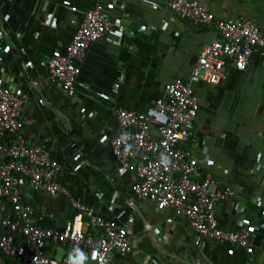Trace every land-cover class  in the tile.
Listing matches in <instances>:
<instances>
[{
    "label": "crops",
    "instance_id": "crops-1",
    "mask_svg": "<svg viewBox=\"0 0 264 264\" xmlns=\"http://www.w3.org/2000/svg\"><path fill=\"white\" fill-rule=\"evenodd\" d=\"M156 1L161 9H151L147 0H0V74L12 76L27 94L23 132L31 144L42 145L62 164L59 181L69 191L51 194L26 182L22 194L44 212L43 223L51 227L63 226L78 213L71 197L105 219L122 223L133 215L128 228L132 251L113 253L120 264H264L260 56L243 71L228 66L227 78L219 84L196 76L193 88L199 110L191 139L182 144L199 159L202 175H214L236 188L234 198L218 203L216 215L225 229L247 226L253 239L249 247L200 240L186 216L161 207L153 197L138 199L133 173L112 154L111 139L119 131L116 110L145 111L164 94L167 82L191 79L203 46L218 36L213 27L174 16L168 0ZM98 2L113 4L109 15L114 26L79 61L77 94L71 98L49 75L44 61L64 51L59 44L71 41L85 11ZM199 2L219 17L255 20L264 31V0ZM162 17L169 21L166 30L144 31L158 27ZM237 203L242 204L241 211L236 210ZM48 246L52 257L66 255L65 246ZM0 264L16 262L0 252Z\"/></svg>",
    "mask_w": 264,
    "mask_h": 264
},
{
    "label": "built area",
    "instance_id": "built-area-1",
    "mask_svg": "<svg viewBox=\"0 0 264 264\" xmlns=\"http://www.w3.org/2000/svg\"><path fill=\"white\" fill-rule=\"evenodd\" d=\"M147 2L151 9H161L156 0ZM112 5L98 2L86 10L71 41L59 44L64 51L44 61L49 75L71 98L77 94L79 61L90 45L104 38L114 26L109 15ZM167 7L179 19L213 27L218 36L203 46L191 79L167 82L164 94L145 111L116 110L119 131L111 139L112 154L133 173L138 199L153 197L161 207H171L186 216L200 240L249 247L253 239L247 226L225 229L216 215L218 203L234 198L236 188L214 175H202L199 159L182 144L191 139L200 105L193 80L198 76L205 82L219 84L227 78L228 66L243 71L255 56H260L264 64V31L252 19L219 17L199 0H168ZM168 26L169 21L162 17L158 27L152 25L144 31L166 30ZM4 50L8 52L9 46H4ZM26 101L27 94L15 79L1 72L0 252L16 264H77L75 250L79 249L86 257L83 264H120L113 253L124 255L132 251L134 240L128 228L133 215L122 223L105 219L92 206L71 197L78 213L63 226L51 227L42 225L44 212H38L25 200L22 186L26 182L51 194H69L59 181L62 164L50 157L42 145L31 144L23 132L22 108ZM101 195L96 192L97 197ZM242 209V204L237 203L236 210ZM48 243L65 246L66 255L60 259L52 257L46 252Z\"/></svg>",
    "mask_w": 264,
    "mask_h": 264
},
{
    "label": "clouds",
    "instance_id": "clouds-1",
    "mask_svg": "<svg viewBox=\"0 0 264 264\" xmlns=\"http://www.w3.org/2000/svg\"><path fill=\"white\" fill-rule=\"evenodd\" d=\"M75 251L77 254V264H83V261L86 259L84 253L79 249H76Z\"/></svg>",
    "mask_w": 264,
    "mask_h": 264
},
{
    "label": "trees",
    "instance_id": "trees-1",
    "mask_svg": "<svg viewBox=\"0 0 264 264\" xmlns=\"http://www.w3.org/2000/svg\"><path fill=\"white\" fill-rule=\"evenodd\" d=\"M9 138H11V137H9ZM42 225H44V226H48L46 223H43L42 222ZM51 244V243H50ZM49 248V246L48 247H46V250Z\"/></svg>",
    "mask_w": 264,
    "mask_h": 264
}]
</instances>
